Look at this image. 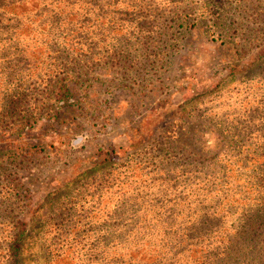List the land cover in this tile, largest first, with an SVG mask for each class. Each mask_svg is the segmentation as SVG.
<instances>
[{
  "label": "rangeland",
  "instance_id": "rangeland-1",
  "mask_svg": "<svg viewBox=\"0 0 264 264\" xmlns=\"http://www.w3.org/2000/svg\"><path fill=\"white\" fill-rule=\"evenodd\" d=\"M263 208L264 0H0V264H264Z\"/></svg>",
  "mask_w": 264,
  "mask_h": 264
},
{
  "label": "trees",
  "instance_id": "trees-1",
  "mask_svg": "<svg viewBox=\"0 0 264 264\" xmlns=\"http://www.w3.org/2000/svg\"><path fill=\"white\" fill-rule=\"evenodd\" d=\"M14 8H11V9H14ZM259 220L261 222H258ZM263 222H264V208H263L262 214L257 213L254 215V219L251 225L253 226L256 223L261 224ZM21 241H22V226L20 227V229L17 231V234L14 236V238L10 242L9 250H11L12 253H16L17 251H19L21 248Z\"/></svg>",
  "mask_w": 264,
  "mask_h": 264
}]
</instances>
